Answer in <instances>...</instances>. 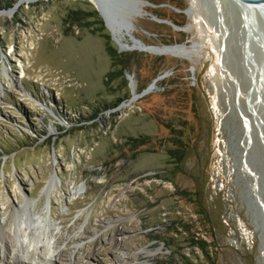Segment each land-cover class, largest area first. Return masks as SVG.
Returning a JSON list of instances; mask_svg holds the SVG:
<instances>
[{"label":"rangeland","instance_id":"374dc122","mask_svg":"<svg viewBox=\"0 0 264 264\" xmlns=\"http://www.w3.org/2000/svg\"><path fill=\"white\" fill-rule=\"evenodd\" d=\"M127 1L125 42L187 54L123 48L93 0H0L2 225H50L30 264H264V13Z\"/></svg>","mask_w":264,"mask_h":264},{"label":"bare ground","instance_id":"6f19581e","mask_svg":"<svg viewBox=\"0 0 264 264\" xmlns=\"http://www.w3.org/2000/svg\"><path fill=\"white\" fill-rule=\"evenodd\" d=\"M93 2L95 1L93 0ZM101 11H102V15L106 17L108 26L113 29L117 38L120 40V43L123 48L124 47L131 48L133 46H137L139 48L141 47V49L144 50L145 45H141L138 42L139 40L137 39L132 38L133 39L132 46L128 42H125L124 38H126V35L130 33L129 32L130 27L127 24L119 23L120 26L116 27L115 25L112 24L114 23L113 21H116V19L106 14L103 9H101ZM137 43L139 45H137ZM148 49L151 50L153 53H157V54H173L179 56H183L187 54L186 46L183 44L164 45L159 47H150ZM7 69L8 68L6 65L4 70L0 68V74L7 73L6 72ZM26 72H27L26 67L24 66L21 72L22 73L21 78L25 77ZM1 89L5 93L6 89L3 83L0 81V93L3 92L1 91ZM49 179H50L49 180L50 184L57 181L53 175ZM8 208H10V205L6 206V210ZM10 212H12V209L10 210ZM31 217H32V222L30 223L26 221L23 216L22 217L13 216V219L10 221L7 230H5V226L2 225V221L6 219V216L0 214V264H30L29 262L30 260L28 261V259L41 260V258H44L45 256H48L52 253L50 250L51 249L50 244H52L51 243L52 241L49 239L50 237L49 234L52 235L53 230L51 229L50 225L46 223L42 224V221L44 222V219H42L41 217L35 218L34 215H32ZM53 254H55L53 256H55L56 258L58 257L59 259L64 261L66 260V258H64L65 256H63L62 254L60 255V253L58 254V252L57 254L56 253ZM44 260H46V257ZM71 262H73V259L71 260ZM47 263H51V262L47 261ZM70 264H75V263L73 262Z\"/></svg>","mask_w":264,"mask_h":264},{"label":"water","instance_id":"95a60500","mask_svg":"<svg viewBox=\"0 0 264 264\" xmlns=\"http://www.w3.org/2000/svg\"><path fill=\"white\" fill-rule=\"evenodd\" d=\"M96 5H97V9L98 11L102 14L101 9H103L105 11L106 14H108L109 16L113 17L114 19L117 20V22L122 23L125 22V16L127 13L131 12V9L133 8L134 5H129L128 6V1L127 0H94ZM238 3H240L242 6L244 7H257L262 13H264V0H235ZM262 7V8H261ZM103 16V15H102ZM152 17L160 22H167L173 26L176 27V25L168 20V19H161L156 17L155 15H152ZM105 22L107 24V20L106 17H104ZM131 23V26H133V23L131 20H129ZM139 41L145 45L144 50L152 52L151 50H149L148 48L150 47H159L158 45H146L144 42H142L140 39ZM165 75H160L157 78H155L153 80V82L145 89L143 90L141 93H137L135 94V89L133 87V98L136 96L137 98L151 92L152 90H154L156 88V83L159 81L160 78L164 77Z\"/></svg>","mask_w":264,"mask_h":264},{"label":"trees","instance_id":"16d2710c","mask_svg":"<svg viewBox=\"0 0 264 264\" xmlns=\"http://www.w3.org/2000/svg\"><path fill=\"white\" fill-rule=\"evenodd\" d=\"M173 21L176 22V20H173ZM129 62H130L129 60L123 61V59H121L120 64H123L125 67L129 68L131 66V64ZM159 72H161V71H158L156 74H158ZM151 141L152 140H151L150 137L136 138L134 140L135 146H137V147H139V146H142V147L147 146L150 143H152ZM170 154H172V153H170Z\"/></svg>","mask_w":264,"mask_h":264}]
</instances>
